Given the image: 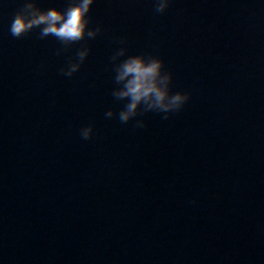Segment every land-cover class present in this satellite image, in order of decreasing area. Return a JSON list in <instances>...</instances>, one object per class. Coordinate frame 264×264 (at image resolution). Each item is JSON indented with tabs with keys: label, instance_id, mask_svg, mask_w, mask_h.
<instances>
[{
	"label": "water",
	"instance_id": "water-1",
	"mask_svg": "<svg viewBox=\"0 0 264 264\" xmlns=\"http://www.w3.org/2000/svg\"><path fill=\"white\" fill-rule=\"evenodd\" d=\"M23 3L0 0V264H247L264 0H172L162 15L153 0H95L100 34L60 54L39 29L10 35ZM119 47L161 58L172 91L190 94L184 108L138 117L144 128L106 118L125 103L111 94Z\"/></svg>",
	"mask_w": 264,
	"mask_h": 264
},
{
	"label": "clouds",
	"instance_id": "clouds-1",
	"mask_svg": "<svg viewBox=\"0 0 264 264\" xmlns=\"http://www.w3.org/2000/svg\"><path fill=\"white\" fill-rule=\"evenodd\" d=\"M95 0H68L64 9L51 7L41 9L37 0H24L22 7L15 13L9 26V33L19 39L39 29V38L49 36L60 42L57 54L67 51L81 41L95 39L101 32L99 26L90 27L89 13ZM172 0H153V13L162 15L167 12ZM121 45L125 40H119ZM91 49L86 44L77 50L75 58L70 59L60 73L72 77L81 68ZM126 47L116 49L111 57L115 87L112 96L116 101H124L118 113L110 109L106 118L114 115L121 124L135 120V128H144L145 121L137 119L149 112L162 114L167 120L171 114L180 112L190 99L185 91H172L173 74L165 68L164 61L155 55L144 53L128 55ZM123 58V59H121ZM82 140H90L94 135V124L89 123L79 130Z\"/></svg>",
	"mask_w": 264,
	"mask_h": 264
}]
</instances>
